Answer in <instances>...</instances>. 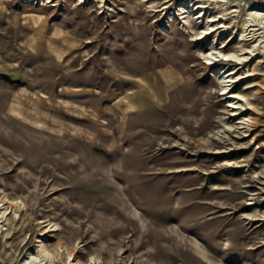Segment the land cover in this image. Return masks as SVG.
<instances>
[{
    "label": "rangeland",
    "instance_id": "374dc122",
    "mask_svg": "<svg viewBox=\"0 0 264 264\" xmlns=\"http://www.w3.org/2000/svg\"><path fill=\"white\" fill-rule=\"evenodd\" d=\"M263 87L264 0H0V264H264Z\"/></svg>",
    "mask_w": 264,
    "mask_h": 264
},
{
    "label": "bare ground",
    "instance_id": "6f19581e",
    "mask_svg": "<svg viewBox=\"0 0 264 264\" xmlns=\"http://www.w3.org/2000/svg\"><path fill=\"white\" fill-rule=\"evenodd\" d=\"M257 12V11H256ZM212 27H214V25L212 26ZM219 74H220V78H221V80H223L222 82L224 83V93H229V95H228V104L226 105V123H229V126H228V128L226 129V132H228L229 134H230V136L232 137L230 140H237L238 138H245V137H247L248 136V134H249V132L252 130V131H254V130H256L257 129V127L260 125V121H261V117H259L260 116V114H259V118H252V120H250V118H247L246 116H242L244 113H245V111L246 110H251L252 108L250 107V108H247V107H244V106H238V105H236V102L234 101L235 100V98H238L239 97V95L238 94H236L235 92H233V89L235 88H233V85L231 84V83H228V82H231L232 80L231 79H229V77H231V74H228V75H226V71H223V69H220V72H219ZM251 75H253V74H251ZM263 86V85H262ZM263 89H264V87H263ZM258 94H260V96H262V97H264V92L263 93H258ZM257 94V95H258ZM136 96H141V94L139 93V91H138V93H136ZM258 99V98H257ZM261 99V98H260ZM238 103V102H237ZM143 110V108L142 107H139L138 109H137V112H139V114H138V116L140 117L141 116V111ZM253 110V109H252ZM256 110V109H255ZM254 110V111H255ZM169 112H170V110H168ZM253 112V111H252ZM262 113V112H261ZM164 119V118H163ZM176 121V120H175ZM177 122V121H176ZM143 123V122H142ZM142 123L141 124H138V125H142ZM160 123V122H159ZM164 123V122H163ZM144 124V123H143ZM158 124V123H157ZM162 126V125H161ZM160 127V126H159ZM170 127V126H169ZM145 132H147V130H145ZM184 132V131H183ZM142 133H144V131H141V132H139L138 134L140 135V134H142ZM164 133H166V132H164ZM234 133H236V134H234ZM159 134V133H158ZM167 134V133H166ZM174 133H170V135L172 136ZM160 137V136H159ZM163 137V136H162ZM173 137H175V136H173ZM224 140L223 141H219V142H216V141H214V139L212 138V139H210V138H208V139H206V140H204V141H202L201 143H200V145H201V147L204 149V150H206V151H212L211 149L215 146V145H217V144H221V143H223V145H227V144H229L230 142V140L229 139H226L224 136L222 137ZM255 138H257V136L255 137ZM162 139V138H161ZM258 139V138H257ZM173 140V139H172ZM191 140V139H190ZM165 141V140H164ZM252 141V140H251ZM167 142H168V140H167ZM169 143V142H168ZM155 145V140H152V141H150V142H147V146H146V149L145 150H147V152H151L152 151V149H153V146ZM141 146H143V144L141 143V142H138V144H137V148H141ZM248 147V146H247ZM171 149V148H170ZM233 151V149L231 148V149H226V150H219V151H215L214 153H219V152H222V153H231ZM153 152V151H152ZM213 152V151H212ZM155 154V153H154ZM251 161V157L250 156H248V157H244V159L242 160V162L243 163H249ZM149 163L151 164V163H154L153 164V166H150V169H155L156 167H157V163H156V161H155V159L154 158H152V159H150L149 160ZM186 163V161L184 162H176V161H172L171 163H168V164H166L167 165V167H174V166H176V165H181V164H185ZM134 165H135V167H136V169H137V171H136V174H135V177H136V179L137 180H139V181H141V182H145V183H151V180L150 179H148L146 176H144L142 173H140V169H141V167H149L148 165L149 164H146V163H142L140 160H136V162L134 163ZM246 165H248V164H244V166H246ZM186 167V166H185ZM173 169H175V168H173ZM177 169V168H176ZM190 169H192V168H179L177 171L178 172H180V171H185V170H190ZM194 169V168H193ZM164 171V170H163ZM244 176L245 177H243V179L245 180V181H243V182H246V186L245 187H247L249 190H252V188L254 189V191H256L255 193H253L252 194V199H255V200H257V199H259L260 197H262V199L264 200V183L263 182H261V181H259V180H257L255 177H252V176H250L249 175V173H248V171H244ZM153 189V188H152ZM151 188H150V190H151V193L153 194V196L154 197H152L151 198V201L153 202V203H159L160 201L159 200H157L156 198L158 197L157 195H155V193H156V191H154V190H152ZM157 196V197H156ZM165 200V199H164ZM163 201V200H162ZM1 202H4L3 200H1ZM167 202V201H166ZM170 202V201H169ZM6 202H4V204H5ZM12 208H14V206H12ZM161 239H163V240H166L167 242H171L172 241V239H174V237L172 236H165V237H163L162 236V238ZM41 241V240H40ZM42 242V241H41ZM180 242V241H179ZM68 254H70V257H74V260H75V262L73 263L72 261H70L69 260V262H68V264H84L81 260H80V258H79V256H78V254H77V252L75 251V250H68Z\"/></svg>",
    "mask_w": 264,
    "mask_h": 264
}]
</instances>
